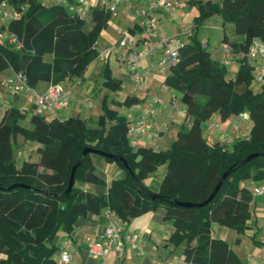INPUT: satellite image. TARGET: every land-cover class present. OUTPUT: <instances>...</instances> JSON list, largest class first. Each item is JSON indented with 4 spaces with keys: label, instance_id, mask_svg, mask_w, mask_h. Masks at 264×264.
I'll list each match as a JSON object with an SVG mask.
<instances>
[{
    "label": "trees",
    "instance_id": "1",
    "mask_svg": "<svg viewBox=\"0 0 264 264\" xmlns=\"http://www.w3.org/2000/svg\"><path fill=\"white\" fill-rule=\"evenodd\" d=\"M17 15L0 31L14 36L0 40V73H21L29 88L39 83L62 84L81 79L96 59V43L111 19L103 6H92L89 20L81 18L62 4L45 5L40 0H0ZM197 10L191 35L177 48V61L170 67L164 85L172 90L185 107L191 125L180 128L165 150L132 148L127 132L132 122L101 102V114L90 126L78 117L46 120L35 112L27 118L15 107L5 108L0 119V254L1 264H55L60 232L71 234L77 220L98 214L107 208L124 225L158 209L163 220L171 223L167 245L181 247L183 264H241L231 246L211 235V225L231 229L241 236L250 228L254 203L242 183L264 182V89L254 92V66L247 57L252 41H264V0H191ZM213 15L222 26L231 25L239 41L222 42L237 54V71L227 77L226 66L211 58L198 38V28ZM103 86L119 92L121 83L112 78L109 67L103 70ZM138 102L126 97L116 107ZM247 114L249 133L231 145L210 143L202 124L217 115L225 122ZM27 120L28 127L21 125ZM17 138L34 143L37 162L14 159ZM113 155L121 161L101 156L122 171L104 192L93 194L78 187L89 183L104 186L86 154L74 173L70 192L67 188L72 167L83 149ZM250 154L256 158L243 162ZM125 165V166H124ZM165 172L157 192H150L144 181L158 168ZM232 168L213 199L203 207L184 208L169 201L197 204L204 202L220 176ZM22 184L27 188L16 187ZM163 199H148L139 186ZM239 238L234 244H239ZM255 243V242H254Z\"/></svg>",
    "mask_w": 264,
    "mask_h": 264
},
{
    "label": "crops",
    "instance_id": "2",
    "mask_svg": "<svg viewBox=\"0 0 264 264\" xmlns=\"http://www.w3.org/2000/svg\"><path fill=\"white\" fill-rule=\"evenodd\" d=\"M45 5L62 4L71 12H78L79 7L75 0H40ZM88 6H98L100 4H115V16L112 17L107 27L101 31L96 43L97 57L88 67L81 79H71L61 84L65 91V107L58 110H47L44 113L46 120H65L69 117H78L85 120L90 126H94L96 119L101 114V102L106 99L109 108L115 109L117 113L125 117L130 122H134L139 117L146 116L154 97L161 100V104L153 106L154 113L149 117L147 131L138 138L137 147L152 148L156 151L165 150L175 140L179 128L191 125L190 119L186 116L185 107L180 102L178 96L164 85V80L170 72V66L164 61V48H159L149 57L138 60L135 66H128L120 62L114 54L104 57L100 55L106 51L122 53L120 41L122 33L128 36L139 35V28L134 19V14L138 10H148L149 6L156 0H86ZM178 7L172 13L162 10H149V13L157 18V26L160 31L168 38V48L177 50L182 42H187L191 35L193 19L197 16V10L189 5L191 0H177ZM218 1V0H215ZM219 16V15H218ZM223 35L226 33L229 40L239 41L233 35L231 25L222 26ZM8 20L0 19V28L6 27ZM228 27V30L226 28ZM222 35V37H223ZM222 40V39H221ZM171 42H175L172 47ZM204 42L207 45L206 41ZM221 43L217 47L215 61L224 62L229 60L227 77H233L237 71V54L228 52ZM109 67L112 78L121 83L120 96H114V92L107 91L103 86V70ZM136 69L146 73V79L139 83L130 79V71ZM13 72L6 70L0 73V79L10 77ZM51 84L39 83L33 91L44 93ZM251 90L260 92L264 89V84L253 81ZM126 97L135 98L138 102L130 107H116L115 102H123ZM2 98L8 102L7 107H15L26 113L27 116L35 112L34 98L31 92H24L11 96L2 92ZM0 104V119L5 108ZM212 125H216L213 127ZM250 122L247 114L230 118L223 122L215 115L202 124L203 135L207 140L218 141L222 144L231 145L236 139H244L249 133ZM160 128L159 133H155V127ZM169 135V138H168ZM17 138L16 144L21 146L37 145L24 142ZM18 141V142H17ZM26 143V144H25ZM22 152L23 155H27ZM17 154L20 152L17 150ZM24 157H17L16 164L24 160ZM92 163L97 176L104 181V186L82 183L78 187L84 191L98 194L104 192L109 183L122 176V171L112 163H107L101 156H91ZM164 166L157 169L145 181L144 186L150 192H157L159 183L164 175ZM247 186H243L252 194L255 187L264 186V182L245 181ZM254 211L250 228L241 236H237L231 229L211 225V235L228 243L235 255L240 259L241 264H264V195L254 196ZM107 217L103 211L98 214H87L77 220L71 234L67 235L60 232L56 237L55 244L59 250V244L63 239L68 238L70 244L67 247L70 260L67 264H182L181 247L172 250L167 245V239L171 233V223L163 220V210L143 214L128 224L124 225V235L133 233L137 235L135 247L125 245L121 255L109 253L103 259H93L90 248L93 244L102 241L104 228L107 224ZM239 238V244H234L235 239ZM255 242V243H254ZM58 250L55 254L57 256ZM0 254V264L3 260Z\"/></svg>",
    "mask_w": 264,
    "mask_h": 264
},
{
    "label": "built area",
    "instance_id": "3",
    "mask_svg": "<svg viewBox=\"0 0 264 264\" xmlns=\"http://www.w3.org/2000/svg\"><path fill=\"white\" fill-rule=\"evenodd\" d=\"M79 11L76 12L81 18H85L90 12L86 0H75ZM177 0H156L153 2L148 10H138L134 14V19L139 28V35L128 36L125 33L120 41V48L122 53L117 54L114 51H106L100 56L104 57L108 54H114L120 62L126 63L128 66H135L140 58L149 57L155 53L159 48H164V61L168 62L170 67L174 66L177 61V51L168 48V38L165 33L159 30L157 26V18L149 13V10H162L167 13H172L178 7ZM105 7L111 14V18L115 16V4L106 5ZM14 10L9 8L6 3L0 4V19L9 20L16 17ZM8 36L11 43L16 41L14 36L0 31V40ZM205 45L204 42H201ZM181 45V44H180ZM224 48L230 52L228 45ZM247 57L250 63L254 66V80L260 84H264V41L254 40L247 51ZM225 66L229 65V60L223 62ZM130 79L136 82H143L146 79V73L133 69L130 71ZM2 92L11 96H15L24 92H31L34 98L35 113L44 115L47 110H58L65 107L67 91L61 84L51 85L44 93H35L33 89L29 88L26 83V78L21 73H13L10 77L0 79V104L7 107L8 102L2 98ZM161 104L158 97H154L151 102L148 114L139 117L131 123L128 132L127 140L132 148L138 146V138L141 134L147 131L149 126V117L154 113L153 106ZM216 127V125H212ZM155 133H159L160 128L155 127ZM247 137V136H246ZM264 195V186L255 187L252 191V196ZM108 221L104 228L102 241L93 244L90 248V254L93 259H103L109 253L121 255L125 245L135 247L137 243V235L128 233L124 235V224L119 221L116 215L105 208L102 210ZM70 244L68 238L63 239L59 244L57 256H55V264H67L70 260L67 247ZM183 264V263H182Z\"/></svg>",
    "mask_w": 264,
    "mask_h": 264
},
{
    "label": "rangeland",
    "instance_id": "4",
    "mask_svg": "<svg viewBox=\"0 0 264 264\" xmlns=\"http://www.w3.org/2000/svg\"><path fill=\"white\" fill-rule=\"evenodd\" d=\"M85 19L88 21L89 17L88 15L85 17ZM219 16L213 15L208 20L204 22L202 26L198 28L197 36L200 41H206L207 45L205 46L206 51L209 53H212V57L215 58V53H217V47L221 43L223 30L221 27V24L219 23ZM228 26V25H226ZM228 30V27L226 28ZM172 47L175 46V42H171ZM121 94L120 92H114V96L119 97ZM28 118V116H27ZM21 125L28 127L27 120L23 121ZM180 129V128H179ZM188 127H185L184 130H187ZM203 132V131H202ZM169 138V135H168ZM21 141V139H19ZM18 142V141H17ZM210 143L211 141L208 140ZM26 144V143H25ZM17 150L20 152V154H17ZM14 151V159L16 160L17 157H24L25 159L29 160L30 162H37L39 159L38 154L36 153L34 147L32 146H21L19 147L17 144L13 147ZM28 152L27 155H23L22 152ZM242 186H247V183L245 181L242 183Z\"/></svg>",
    "mask_w": 264,
    "mask_h": 264
},
{
    "label": "water",
    "instance_id": "5",
    "mask_svg": "<svg viewBox=\"0 0 264 264\" xmlns=\"http://www.w3.org/2000/svg\"><path fill=\"white\" fill-rule=\"evenodd\" d=\"M88 153L89 154L98 155V156L107 157V158H109V159H111L113 161H121L120 158H118L116 156H113V155H107V154H104L102 152H99V151H96V150H93V149H88V148L87 149H83L81 151L80 155H79V159H78L77 163L72 167V169L70 171L68 185H67V188L64 191L63 195H67L70 192V190L72 188V185H73V181H74V173H75V170L79 166V164L81 163L83 157L86 154H88ZM257 156H258V154H250V155H248V156H246L244 158L243 162L244 163L245 162H248L251 159L256 158ZM231 169L232 168H228L227 170H225L223 172V174L220 176L219 180L217 181L215 187L213 188L212 192L210 193V195L208 196V198L204 202L197 203V204L181 203V202H175V201H169V202L172 203V204H175L176 206L184 207V208H192V207L199 208V207H203V206L207 205L213 199V197L216 194V192L220 189L222 183L225 181V179L228 176V174L230 173ZM16 187L27 188V186H25V185L15 184V185L10 186L8 189H12V188H16ZM139 189H140L141 193L143 194V196L145 198H148V199H151V200H154V199H163L162 196H160V195L147 192L141 185L139 186Z\"/></svg>",
    "mask_w": 264,
    "mask_h": 264
}]
</instances>
